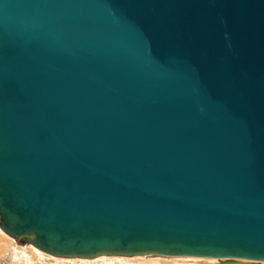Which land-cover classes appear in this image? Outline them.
<instances>
[{"label": "water", "instance_id": "water-1", "mask_svg": "<svg viewBox=\"0 0 264 264\" xmlns=\"http://www.w3.org/2000/svg\"><path fill=\"white\" fill-rule=\"evenodd\" d=\"M0 227L264 264V0H0Z\"/></svg>", "mask_w": 264, "mask_h": 264}, {"label": "rangeland", "instance_id": "rangeland-1", "mask_svg": "<svg viewBox=\"0 0 264 264\" xmlns=\"http://www.w3.org/2000/svg\"><path fill=\"white\" fill-rule=\"evenodd\" d=\"M8 236L5 232H2L0 236V246L2 247L0 250V264H225L219 259L184 256L127 257L104 255L91 259L65 258L48 254L35 247L32 243H22ZM235 264L251 263L241 261Z\"/></svg>", "mask_w": 264, "mask_h": 264}, {"label": "bare ground", "instance_id": "bare-ground-1", "mask_svg": "<svg viewBox=\"0 0 264 264\" xmlns=\"http://www.w3.org/2000/svg\"><path fill=\"white\" fill-rule=\"evenodd\" d=\"M2 232H4V231L0 229V236H1ZM6 235H8V234L6 233ZM8 237H10V236H8ZM4 238H5V237H4ZM6 238H7V236H6ZM11 238H12V237H11ZM0 239H1V238H0ZM3 242H4V241H3ZM5 243H6V242H5ZM1 248H2V247L0 246V250H1ZM174 258H175V257H174Z\"/></svg>", "mask_w": 264, "mask_h": 264}]
</instances>
